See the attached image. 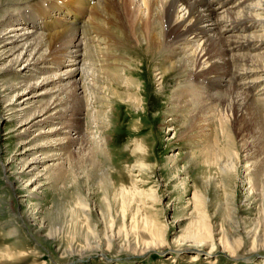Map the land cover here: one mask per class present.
<instances>
[{"label": "bare ground", "instance_id": "obj_1", "mask_svg": "<svg viewBox=\"0 0 264 264\" xmlns=\"http://www.w3.org/2000/svg\"><path fill=\"white\" fill-rule=\"evenodd\" d=\"M18 1L0 0V12L5 11V17L0 19V76L8 81L0 86L1 95L6 96L3 99L5 110L11 113L12 120L21 117V122L43 117L32 127L41 131L39 136L47 139V144L55 147V151L66 155L63 161L74 165L72 170L80 172H71L74 181L79 176L77 186H82L84 177L92 180L98 175L102 176L100 186L106 192L119 185L115 178L121 180L120 172L112 167V154L106 148L108 136L100 131L113 113L111 104L117 93L112 83L121 80V84L137 88L129 99L141 109L145 102L142 92L147 88H143L138 75L135 83L123 77L129 79L132 67L140 72L152 63L160 83L176 73L187 78V88L175 95L176 105H179V112L188 110V105L195 108L189 114L193 115L195 123L200 119L197 130L202 139L199 143L208 141L209 121L218 120L227 151L224 156L219 152L221 141L215 138L216 151H206V164L220 168L225 177L237 172L242 158L234 147L233 137L240 138L243 151L247 153L243 161L250 177L247 179L250 194L254 198L261 197L264 205V163L257 159L255 152L251 154L249 148L253 142H248L250 139H246L239 127L260 126L259 132L264 138L263 115L253 106L256 89H261L257 101L264 103V0ZM81 49L86 51L85 55L80 54ZM21 69L27 72L25 76L33 74L26 82L40 78L36 77L37 74L42 77L38 84L55 86L47 90L55 96L44 106L34 108L32 113L25 112L24 105L30 100L26 97L29 91L33 93L37 85L15 80L16 72ZM16 98L21 103L15 104ZM80 115L92 119L96 131L92 130L93 126L82 130L85 121ZM46 127H49L48 131ZM88 130L91 137L85 134ZM23 133L26 131L20 134ZM24 136L19 135L21 142ZM57 168L60 172L58 179L64 180L68 174L64 172V164ZM91 169H95L96 176L91 175ZM132 169L148 175L152 168L137 164ZM111 170L117 176H112ZM20 179L13 182L18 183ZM108 183L111 187L107 186ZM108 192L104 194L107 208L98 213L105 224L102 234L90 223L95 213L89 207L90 194L78 193V208L71 211L70 222L75 231L67 233L71 240L69 248L63 250L65 254L75 251L78 240L86 246V249L79 250L82 253L100 250L103 244L115 247L121 235L126 238L117 244L119 249L140 250L134 249L135 245L129 239V220L137 230L142 226L150 237L141 250L143 253L170 249V246L176 253L193 251L197 255L201 252L211 256L217 246L236 253L249 237L253 239V248L264 244V228L244 232L248 227L243 224L242 230H233L228 212L223 213L222 225L215 228L209 219L208 201L203 193L194 197L195 219L189 232L170 241L166 224L159 223L154 216L145 217L140 206L136 210L133 207L136 195L145 197L143 200H152L153 204L156 202L154 195L135 194L122 188V219L119 221V216L113 213L111 199L108 200ZM28 196L33 195L29 193ZM231 211L233 217L240 220L239 209L233 206ZM81 218L88 224L86 229ZM263 218L260 217L258 222ZM11 224L9 234L18 236V223L14 219ZM63 231L64 228L51 227L48 235L57 242Z\"/></svg>", "mask_w": 264, "mask_h": 264}, {"label": "rangeland", "instance_id": "obj_2", "mask_svg": "<svg viewBox=\"0 0 264 264\" xmlns=\"http://www.w3.org/2000/svg\"><path fill=\"white\" fill-rule=\"evenodd\" d=\"M18 2L22 3L20 0ZM4 17L5 11L0 12V19ZM81 50L80 54L85 55L86 51ZM24 70L16 72L15 80L37 85L33 93L32 90L29 91L26 97H30V100L24 105V111L32 113L34 108L44 106L55 96L47 91L55 86L41 85L42 82L38 84L42 77L37 74L36 77L40 78L26 82L33 74L25 76L27 72ZM131 70L129 79L125 76L123 79L135 83L137 80L135 77L138 75L143 88H147L142 92L145 101L142 108L138 109L129 99V95L135 93L134 89L138 90L137 88L121 84V80L113 82V90L117 93L111 104L114 108L113 113L108 121L103 123L105 128L100 129L108 136L109 144L106 148L112 154V167H116L121 177L119 181L115 178L118 186L107 190L108 200L111 199L113 213L119 216L118 220L122 219L120 211L122 188L135 194L142 192L154 195L156 199L154 204L152 200L150 203L148 199L143 200L145 197L136 195L134 209L140 206L145 217L154 216L159 223L166 224L169 228L170 241L178 239L191 229L192 221L195 219L194 197H200L203 193L208 201L209 219L215 228L222 225L224 214L228 212L229 219L233 222V226L231 225L233 230L234 228L242 230L244 224L248 227L244 232L258 231L260 227L259 230L262 231L264 220L259 223L258 219L264 216V205L261 197L254 198L250 194L247 180L250 177L243 161L247 153L243 151L240 138L235 136L233 140L242 163L240 162L237 172L234 171L233 175L226 174L225 177L220 168L204 162L208 149L216 151L215 138L221 141L218 144L219 152L224 156L227 151L218 120L215 118L213 123L209 121L208 141L206 144L199 143L202 139L197 130L200 119L195 123L193 115L189 114V111L195 108L188 105V110L178 111L179 105H176L175 95L187 88L189 85L187 78L176 73L169 75L160 83L152 63L140 72H137L135 67ZM5 82L8 81L0 76V86ZM259 90L261 89H256L253 93L256 97L253 106L260 115H263L264 120V103L257 101ZM5 97L1 95L0 89V264H264V244L253 248V239L250 237L236 253L223 250L221 246H217V251L211 256L201 252L197 255L193 251L176 253L173 246H170V249L143 253L141 250L150 241V237L142 226L139 230L135 229L130 220L127 226L129 239L135 245L134 249L140 250L135 252L131 249H119L117 244L123 243V237L126 238L121 235L115 247L109 248L103 244L100 250L91 249L82 253L79 250L82 247L86 249V246L78 240L75 251L65 254L63 250L69 248L71 240L68 234L75 231V226L70 222L73 215L71 211L76 209L75 207L78 208L76 204L78 193L90 194L89 207L95 212L90 223L97 226L101 234L105 232V224L98 215L102 209L107 208L105 205L108 202L105 196L106 189L100 186L102 176H96L95 169H91V175L96 177L92 180H86L84 177L81 181L82 186H77L79 176L78 180L74 181L71 172H80L72 170L74 165L63 161L66 155L61 151H55V147L47 144L49 142L47 139L39 136L41 131L32 127L43 117H33L24 122H21V117L12 120L9 117L11 113L5 110L3 101ZM20 100L22 101L21 98ZM21 101H17L16 98L13 102L16 104ZM80 118L85 121V125L82 123V130L93 126L92 130L96 131L92 119H87L83 115H80ZM262 125L264 126V121ZM239 127L242 132L244 131L246 139H250L248 142H253V148H249L251 154L255 152L256 156L258 155L257 159L264 163L262 140L264 138L259 132L260 126L252 127L248 124L243 128L241 125ZM45 130L48 131L49 127ZM21 131L26 133L20 134ZM88 131L85 134L91 137ZM259 134L262 137H259ZM19 135H25L22 142L18 138ZM62 163L64 172H68L64 180L58 179L60 167L57 166ZM137 164L152 169L148 175L139 174L132 169ZM88 171L89 169L86 170L87 173ZM111 171L112 176L116 175L114 170ZM18 178H21L18 183L13 182ZM209 180L211 182L206 183ZM88 184L91 186H87ZM107 186L111 187L109 183ZM29 193L33 196H28ZM233 206L239 209L240 220L233 217L231 211ZM14 219L20 228L18 236L9 234L12 232L11 222ZM80 220L86 229L88 224L85 219ZM55 226L65 229L62 238L57 242L48 235L49 229Z\"/></svg>", "mask_w": 264, "mask_h": 264}]
</instances>
